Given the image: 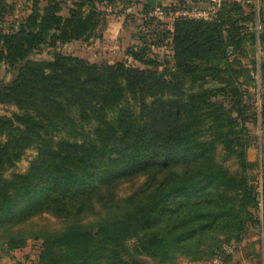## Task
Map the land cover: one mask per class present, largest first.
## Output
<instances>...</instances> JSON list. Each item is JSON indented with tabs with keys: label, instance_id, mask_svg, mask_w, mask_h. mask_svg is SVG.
I'll return each mask as SVG.
<instances>
[{
	"label": "trees",
	"instance_id": "1",
	"mask_svg": "<svg viewBox=\"0 0 264 264\" xmlns=\"http://www.w3.org/2000/svg\"><path fill=\"white\" fill-rule=\"evenodd\" d=\"M9 1L0 0V24ZM103 1L114 3L90 0L85 12L76 5L67 16L56 0L43 7L35 1L18 26H0V63L16 71L0 86V105L18 110L0 115L1 252L23 248L40 232L11 228L43 213L60 219L95 214L94 198L110 202L122 180L138 175L145 181L115 204L112 216L92 228L73 225L42 234L37 264H143L119 253L132 239L139 254L169 262L176 255L196 256L219 234L240 241L250 218L264 235V211L255 219L249 211L258 209L249 172L264 166L247 159L252 139L246 127L256 116L264 136V107L252 113L254 100L240 81L249 71L264 81V59L256 57L264 51V0L258 16L246 11V3L221 0L210 21L179 19L167 29L156 22V45L170 41L172 58L162 75V64L146 47L128 50L142 68L91 64L62 53L48 61L30 59L43 47L88 38L103 18L96 6ZM182 8L189 6L161 9ZM246 40L255 45L251 70L236 59ZM254 77L247 75L253 83ZM209 82L221 88L208 90ZM68 129L79 141L53 140V133ZM33 145L37 153L26 172L6 175ZM219 148L236 159L235 173L218 162ZM211 255L226 264L232 258L223 247Z\"/></svg>",
	"mask_w": 264,
	"mask_h": 264
},
{
	"label": "rangeland",
	"instance_id": "2",
	"mask_svg": "<svg viewBox=\"0 0 264 264\" xmlns=\"http://www.w3.org/2000/svg\"><path fill=\"white\" fill-rule=\"evenodd\" d=\"M38 1L39 6L45 5V0H10V8L0 24L1 27L18 26L19 23L29 14L31 5ZM60 3L62 9V15L67 16L70 8L76 7V5H82V11L87 9V1L90 0H56ZM113 4H107L106 2L97 3L98 9L103 12V18L100 20L97 28L90 34L88 38L81 41L71 42L66 45H59L56 49L43 47L38 51L30 55L32 60H51L54 53H62L64 55L73 56L86 60L91 64L97 65H114L116 63H124L129 67L142 68L138 63L134 62L129 57L128 50H137L145 48L148 55L156 57L162 64L158 68V72L162 75L165 68H171L172 58L170 51V41L165 40L161 43L160 47L156 45L159 39L160 26L156 25V20L149 22L146 18V13H143L144 5L147 0H113ZM212 0H161V8L169 7L175 4H182L183 6H201L205 7L211 3ZM245 5L246 11H256L257 16L261 7L260 0H250L244 2V0H237ZM155 21V22H154ZM145 22L149 25L146 26ZM170 27V24L166 26ZM250 27V26H248ZM255 45L253 47L249 40H246L242 47V52L238 53L236 59L248 70L252 69V61L254 60ZM257 53V50H256ZM259 59H264V51H260L256 54ZM16 75V71L12 68H8L6 65L0 63V86L8 85ZM254 77L253 72H247L242 78L241 82L244 83V89L249 91L251 98L254 100L252 106V113L259 112L264 107V82L262 79L255 76V83L250 79ZM257 81V82H256ZM248 82V83H246ZM262 86V87H260ZM208 90H217L221 88L213 82H209L206 87ZM220 100H223L219 96ZM257 108V109H256ZM18 112L16 107L10 105H0V115L11 116L13 113ZM259 114V113H258ZM260 117V116H258ZM256 116H252L251 120L246 124L247 131L251 137V143L247 149V159L251 163H262L264 166V136L261 131L258 130V124L256 125ZM78 133L80 128H75ZM53 140H69L70 142L79 141L75 137V134L71 130L56 131L53 133ZM254 137V139H253ZM257 137V138H255ZM76 139V140H74ZM5 141L4 137H0V143ZM36 145L26 149L22 158L15 166L9 169L6 175L12 172L24 173L28 169L31 161L36 156ZM218 162L222 163L230 173H235L238 170L236 159L231 157L226 158L225 153L218 150L216 155ZM250 184L254 188V195L258 200V209L250 208V212L253 218L256 216L261 217L264 211V169L255 168L249 172ZM145 181V177L138 175L133 178H126L114 189L115 196L110 198V202L105 200V197L94 198V206L98 207L95 214H83L80 217L60 219L51 216L48 213H43L36 216L25 223L11 228L10 232L14 233H31L37 230L39 236H30L27 238L25 246L23 248L13 250L8 253H2L0 250V264H37L38 256L41 251V235L47 232H56L68 228L73 225H83L85 227H91L92 224L109 214L112 216L115 208V204L120 206L123 199L138 188V186ZM107 196V195H106ZM112 207L107 212L102 210L103 207ZM101 209V210H100ZM254 218V219H255ZM230 233L219 234L214 242L213 239H209L206 245L200 250V253L196 256L176 255L173 260L169 262L161 263L157 258H151L144 254L137 252V241L135 239L124 242V247L119 253L123 257H131L143 264H213V256L211 255L213 249L216 247H224L227 244L234 246L231 261L227 264H264V235L258 226L254 223L252 218L249 219L245 226V231L242 239L236 241L232 238ZM37 237V238H35ZM232 238V239H231ZM217 243V246L215 245ZM1 249V248H0Z\"/></svg>",
	"mask_w": 264,
	"mask_h": 264
},
{
	"label": "built area",
	"instance_id": "3",
	"mask_svg": "<svg viewBox=\"0 0 264 264\" xmlns=\"http://www.w3.org/2000/svg\"><path fill=\"white\" fill-rule=\"evenodd\" d=\"M221 0H212L208 6H192L189 8L176 9L173 11H164L159 8L151 9L147 12L146 18L152 19L156 21H160L162 23L172 25L174 21L182 19V20H190V21H210L215 18L217 11L220 8ZM230 51L228 54L230 55ZM223 251L226 255H232L234 251L233 245H225L223 247ZM213 264H226L223 262L221 257H217L213 259Z\"/></svg>",
	"mask_w": 264,
	"mask_h": 264
},
{
	"label": "water",
	"instance_id": "4",
	"mask_svg": "<svg viewBox=\"0 0 264 264\" xmlns=\"http://www.w3.org/2000/svg\"><path fill=\"white\" fill-rule=\"evenodd\" d=\"M156 7H161V0H147V3L144 5V8L146 9H155Z\"/></svg>",
	"mask_w": 264,
	"mask_h": 264
},
{
	"label": "crops",
	"instance_id": "5",
	"mask_svg": "<svg viewBox=\"0 0 264 264\" xmlns=\"http://www.w3.org/2000/svg\"><path fill=\"white\" fill-rule=\"evenodd\" d=\"M250 161V160H249Z\"/></svg>",
	"mask_w": 264,
	"mask_h": 264
}]
</instances>
